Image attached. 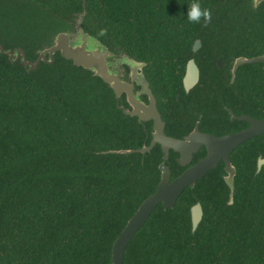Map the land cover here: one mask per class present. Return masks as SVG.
<instances>
[{
  "label": "trees",
  "instance_id": "obj_1",
  "mask_svg": "<svg viewBox=\"0 0 264 264\" xmlns=\"http://www.w3.org/2000/svg\"><path fill=\"white\" fill-rule=\"evenodd\" d=\"M193 2L0 0V45L20 47L36 60L57 33L73 31L83 13L86 33L116 55L145 61L157 93L178 107L179 90L168 85L181 84L189 58L201 71H230L236 57L264 54V0L256 6L198 0L211 16L199 23L186 19ZM197 38L202 46L194 53ZM236 71L248 86L264 85V62ZM255 95L245 96L243 105L264 117V97ZM123 102L100 76L60 51L36 69L0 51V264L111 263L114 240L156 190L163 161L160 145L145 153L113 151L150 143L149 128L126 114ZM176 113L165 117L183 131L188 115ZM177 155L171 151L166 161L172 179L183 170ZM237 156L232 203L216 167L174 207L158 205L128 244L123 264H264V172L256 171L252 145ZM196 202L203 217L193 231Z\"/></svg>",
  "mask_w": 264,
  "mask_h": 264
},
{
  "label": "water",
  "instance_id": "obj_2",
  "mask_svg": "<svg viewBox=\"0 0 264 264\" xmlns=\"http://www.w3.org/2000/svg\"><path fill=\"white\" fill-rule=\"evenodd\" d=\"M262 0H256V3ZM78 25L81 33V45L71 44L69 31H61L57 33L53 42L49 47L41 49L39 51L36 60L27 59L24 50L20 47L14 49H4L0 45V51L7 54L12 61L21 59V62L28 65L30 69H36L40 61L53 62L54 54L56 51H60L62 56L67 59H71L75 65L82 66L86 69L93 71L95 75L100 76L104 82L108 83L113 89L116 97H119L124 92L127 94V100L132 105L130 111L124 109L126 114L139 116V119L153 118L154 133L151 144L147 147L139 149H119L113 150L115 152H132L138 151L145 153L146 150L159 143L162 146V150L165 153L162 163L159 165L161 170V179L157 185L156 190L146 197L138 206L133 215L128 219L119 235L116 237L112 244V255L110 264H123L125 250L134 238L136 233L143 227L150 217L152 212L162 204L165 209L174 207L181 193L188 187H193L196 181L202 178L209 169L213 168L215 164L221 159L219 153V147L222 143L228 141L233 145L239 144L247 138H251L259 133L264 132V119H256L252 117L244 116L242 118L249 119L252 126L248 130L239 132L232 136L217 137L212 134L200 133L197 130L186 136L185 138H177L167 135L164 131V122L161 119L160 113L157 109L156 100L152 92L149 90L150 103L148 105L143 104L136 94L133 93L132 84L122 80L116 71L110 68L108 62V56L113 55L99 39L86 33L81 27V20L83 13H79ZM201 44L200 39H196L193 44V51L196 52ZM133 63L129 64L131 69L134 70L136 66L143 65L141 61L130 58ZM252 62H264V54L256 55L252 57L240 56L236 58L233 71L245 63ZM199 68L194 58L189 59L186 66V74L184 76V83L187 90L194 85L198 79ZM209 146V154L205 158H200L197 163L188 167L179 176L171 179V169L166 164V160L169 157V150L173 149L180 153L178 163L182 166L191 162L193 154L202 144ZM228 160V158H227ZM259 161V163H261ZM229 169V167H227ZM231 169V174H232ZM227 183L230 185V195L233 197L234 181L232 175L227 179ZM233 199V198H232ZM232 203V201L230 202ZM203 217V208L200 202H196L191 206V221L192 230L198 227Z\"/></svg>",
  "mask_w": 264,
  "mask_h": 264
},
{
  "label": "flooded vegetation",
  "instance_id": "obj_3",
  "mask_svg": "<svg viewBox=\"0 0 264 264\" xmlns=\"http://www.w3.org/2000/svg\"><path fill=\"white\" fill-rule=\"evenodd\" d=\"M251 3H253L254 6L258 4L255 3L254 0H251ZM201 46H202V42L200 44L199 49L201 48ZM192 47L191 49L193 51ZM118 55L113 53L112 59L115 58L114 56L117 57ZM126 56L128 58H132L128 55ZM236 58L230 63L231 65L230 71H201L200 67L195 61L199 68L198 79L196 83L192 85L189 88V90H187L184 83V76L186 74V66L189 61L188 59L185 65V70L181 77V84H178L177 82H173V84H170V86L168 85V89L179 90L176 95V101L180 102L178 107H176L175 104H173L172 101H170L165 94L157 93V91L155 90V87L157 88L156 84L153 83V79L150 77L149 72L145 71V67L147 64L145 61H141L143 65L141 71H137L138 73L132 71L129 63H123L119 67L120 71L117 72L122 80L128 82L129 84H132L133 93L137 95V97L143 104L148 105L150 103V95L148 91L150 90L152 92L156 100L157 109L160 113L162 121L164 122V131L167 135L177 138H185L186 136L197 130L200 133L212 134L217 137H226V136L235 135L242 131H246L249 129V127L252 126V123L251 121H249V119L242 118L244 116L261 119V120L264 119V117L260 116L259 109L257 110L252 109L251 111L253 113H251L250 109L247 110L246 107L243 105V101H242L244 98H246L245 96H249V101L252 98H254V96H258L255 95V93L260 94L259 96L264 97V85L248 86V84L243 83V78L239 76L238 74L239 72L233 71ZM215 62L216 65L219 67H221L224 64L221 57H217L215 59ZM248 87H249V92H247V90L242 92L244 89H247ZM166 89L167 87L162 88V90H166ZM182 92H184L185 96H187L184 100L181 99L183 97ZM120 97H123V101L125 102V105L119 104V106L123 109V111L124 109L130 111L133 107L127 100V94L124 92L119 96V98ZM250 104L253 105V103L249 102V108H250ZM243 107L245 108L243 109ZM175 110L179 111V113H176V115L178 114L188 115V127L183 131H179L178 129L174 128L172 124L168 122L169 118L167 119V117H165V112L172 113ZM131 116L137 117V120L143 125V128L146 132L149 128V133H147V135L150 134L149 135L150 143L147 145L144 144L142 147L149 146L151 144L152 138L154 136L153 133L155 131L154 119L153 118L139 119V116L136 115H131ZM156 145H160L162 150L161 144L159 143L154 144V146ZM250 145L254 147V151L257 153L256 171L264 172V132H262L251 138H247L236 145H233L231 142L228 141L222 143V145L219 147V153L221 154V159L215 164L213 168L209 169L207 173L213 170L214 168L218 167L219 173L221 174L223 180L226 182L229 188L230 185L227 183L226 179L230 175H232L234 181V188H235V176L238 172V163H237L239 160L237 156L238 152H240L241 150L249 151ZM153 147L146 150L145 152L150 151ZM171 151L178 153L176 157V161L178 162V159L180 158V153L173 149H170L169 155ZM209 151H210L209 146L205 143L202 144L198 148V150L194 152L190 163H188L185 166H182L178 163L181 167H183L182 172L186 170L188 167L197 163L200 158L207 157ZM164 154L165 153L163 152V157ZM261 160L262 162L259 163V161ZM227 167H229V169H227ZM231 169L233 170L232 174H231ZM171 175H172V171H171ZM230 192H231V188H230ZM232 198L233 197L229 193V200H228L229 203L231 201L233 202Z\"/></svg>",
  "mask_w": 264,
  "mask_h": 264
},
{
  "label": "rangeland",
  "instance_id": "obj_4",
  "mask_svg": "<svg viewBox=\"0 0 264 264\" xmlns=\"http://www.w3.org/2000/svg\"><path fill=\"white\" fill-rule=\"evenodd\" d=\"M254 2L256 3V0H254ZM68 34H69L70 39H71V44H73V45H76V44L79 45L80 44L81 45L82 40H81L80 27L78 25V22L75 25L73 31H70ZM112 56L113 55L108 56L107 59H108L110 68L112 70L116 71L117 74H118L117 71H120L119 67L123 63H129V64L133 63V61L130 58H128L126 55H124V54H119L117 57L114 56L115 57L114 59H112L113 58ZM141 68H142V64L136 66V68L134 70H132V71H134V72L141 71Z\"/></svg>",
  "mask_w": 264,
  "mask_h": 264
},
{
  "label": "clouds",
  "instance_id": "obj_5",
  "mask_svg": "<svg viewBox=\"0 0 264 264\" xmlns=\"http://www.w3.org/2000/svg\"><path fill=\"white\" fill-rule=\"evenodd\" d=\"M201 18L205 22L211 19L210 10L208 8H201L198 0H194L190 7L187 8V16L186 19L189 22H196L199 23ZM104 30H101V35L103 34Z\"/></svg>",
  "mask_w": 264,
  "mask_h": 264
}]
</instances>
